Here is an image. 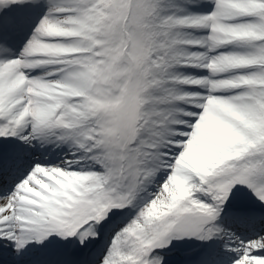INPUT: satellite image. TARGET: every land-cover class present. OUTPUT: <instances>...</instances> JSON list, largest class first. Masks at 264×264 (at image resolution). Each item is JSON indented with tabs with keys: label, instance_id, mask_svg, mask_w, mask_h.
Masks as SVG:
<instances>
[{
	"label": "snow or ice",
	"instance_id": "1",
	"mask_svg": "<svg viewBox=\"0 0 264 264\" xmlns=\"http://www.w3.org/2000/svg\"><path fill=\"white\" fill-rule=\"evenodd\" d=\"M0 264H264V0H0Z\"/></svg>",
	"mask_w": 264,
	"mask_h": 264
}]
</instances>
